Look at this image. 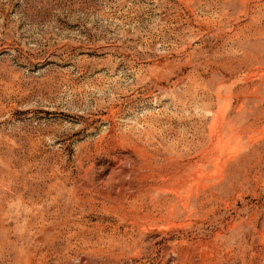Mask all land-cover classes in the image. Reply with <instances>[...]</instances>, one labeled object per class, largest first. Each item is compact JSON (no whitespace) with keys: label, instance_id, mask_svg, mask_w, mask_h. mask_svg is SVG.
Wrapping results in <instances>:
<instances>
[{"label":"rangeland","instance_id":"rangeland-1","mask_svg":"<svg viewBox=\"0 0 264 264\" xmlns=\"http://www.w3.org/2000/svg\"><path fill=\"white\" fill-rule=\"evenodd\" d=\"M0 264H264V0H0Z\"/></svg>","mask_w":264,"mask_h":264}]
</instances>
